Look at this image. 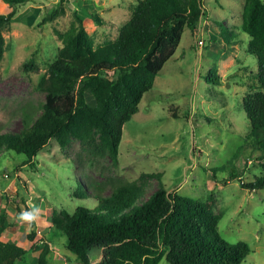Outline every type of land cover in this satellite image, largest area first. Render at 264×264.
I'll list each match as a JSON object with an SVG mask.
<instances>
[{
  "label": "rangeland",
  "instance_id": "374dc122",
  "mask_svg": "<svg viewBox=\"0 0 264 264\" xmlns=\"http://www.w3.org/2000/svg\"><path fill=\"white\" fill-rule=\"evenodd\" d=\"M244 2L203 0L199 36L184 29L175 54L143 95L138 112L123 126L116 165L108 157L91 161L79 151L77 141L61 149L51 140L26 165L23 155L1 153L0 212H7L9 223L2 240L24 242L36 230L35 242L41 248L33 251L28 246L29 264H36L47 246L49 264H82L66 247L65 237L51 228L49 216L55 209L72 211L85 203L73 195L76 179L84 181V171L97 181H140L144 199L159 183L194 199L213 193L220 237L247 246L243 264H264V189L242 186L262 175L257 160L262 152L242 106L250 85L258 83L257 58L247 51L249 36L240 32ZM137 3L30 0L14 7L16 17L3 29L7 44L0 67L3 130L19 131L23 111L33 115L40 111L45 94L37 84L56 58L60 46L56 30L69 31L79 17L95 47L101 46L116 38ZM11 9L0 2L3 12ZM227 29L241 33V40L225 42L222 33ZM198 39L204 44L199 46ZM78 154L82 169L75 165ZM150 173L160 178L146 175ZM33 207L40 209L37 218L21 222L19 215ZM158 264L169 263L163 257Z\"/></svg>",
  "mask_w": 264,
  "mask_h": 264
},
{
  "label": "trees",
  "instance_id": "16d2710c",
  "mask_svg": "<svg viewBox=\"0 0 264 264\" xmlns=\"http://www.w3.org/2000/svg\"><path fill=\"white\" fill-rule=\"evenodd\" d=\"M28 1L0 0L12 8L0 10V67L7 49L3 29L16 17L14 7ZM203 15V0H138L116 38L104 45L95 47L79 17L69 31L56 30L60 40L56 58L37 84L45 94L44 103L36 115L23 111L19 131L3 130L0 125V154L15 152L26 158L22 165L32 164L51 140L61 149L77 141L79 151L91 161L108 157L116 165L123 126L138 112L143 95L175 54L184 29H199ZM240 32L249 36L247 51L258 62V83L250 85L242 106L262 152L257 158L262 175L242 186L264 189L262 0H245ZM240 34L227 29L222 37L228 44H236ZM29 67L30 63L25 65V69ZM80 157L78 154L75 165L82 169ZM146 175L160 178V174ZM81 177L84 181L76 179L73 195L85 203L72 211L55 209L49 222L82 264H158L163 257L169 264H243L248 255L245 244H230L220 237L213 193L194 199L159 183L144 199L140 181H97L84 171ZM8 225L3 210L0 264H29L28 246L33 251L41 248L35 242L36 230L24 242H9L2 240ZM49 252L50 247H45L36 264H49Z\"/></svg>",
  "mask_w": 264,
  "mask_h": 264
},
{
  "label": "clouds",
  "instance_id": "9594fccd",
  "mask_svg": "<svg viewBox=\"0 0 264 264\" xmlns=\"http://www.w3.org/2000/svg\"><path fill=\"white\" fill-rule=\"evenodd\" d=\"M40 209L39 208H36V207H33L31 208L30 211H25V212H22L20 215H19V220L21 222H25V221H34L36 218H37V215L39 213Z\"/></svg>",
  "mask_w": 264,
  "mask_h": 264
},
{
  "label": "built area",
  "instance_id": "2783aa9c",
  "mask_svg": "<svg viewBox=\"0 0 264 264\" xmlns=\"http://www.w3.org/2000/svg\"><path fill=\"white\" fill-rule=\"evenodd\" d=\"M200 29H197L195 32L197 33V36H199L198 34L200 33V31H199ZM197 44L200 46V45H202V44H204V42L202 41V40H200V39H198L197 40Z\"/></svg>",
  "mask_w": 264,
  "mask_h": 264
},
{
  "label": "water",
  "instance_id": "95a60500",
  "mask_svg": "<svg viewBox=\"0 0 264 264\" xmlns=\"http://www.w3.org/2000/svg\"><path fill=\"white\" fill-rule=\"evenodd\" d=\"M93 264V263H92Z\"/></svg>",
  "mask_w": 264,
  "mask_h": 264
}]
</instances>
